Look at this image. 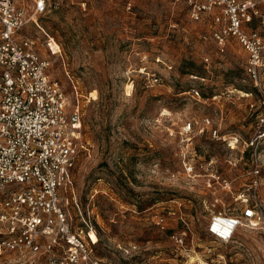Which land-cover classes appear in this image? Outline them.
I'll return each mask as SVG.
<instances>
[{
    "label": "rangeland",
    "instance_id": "1",
    "mask_svg": "<svg viewBox=\"0 0 264 264\" xmlns=\"http://www.w3.org/2000/svg\"><path fill=\"white\" fill-rule=\"evenodd\" d=\"M252 1L264 12V0ZM211 26L192 21L184 1L49 0L19 33L79 115L80 152L61 198L110 264H264V53L252 65L233 37L214 44ZM245 30L264 41L262 19ZM241 198L259 220L215 240L212 215H240ZM3 264L46 261L13 253Z\"/></svg>",
    "mask_w": 264,
    "mask_h": 264
},
{
    "label": "built area",
    "instance_id": "2",
    "mask_svg": "<svg viewBox=\"0 0 264 264\" xmlns=\"http://www.w3.org/2000/svg\"><path fill=\"white\" fill-rule=\"evenodd\" d=\"M48 1L34 0L26 8L16 0H0V264L13 253L43 257L46 264H110L95 253L90 233L84 239L73 228L61 198L80 152L79 115L69 113L62 85L47 74L51 62L39 56L31 38L19 34L28 24L37 25ZM171 1H184L192 21L210 18L214 44L224 45L233 37L252 65L259 62L264 41L256 31L245 30L255 17L264 21L255 1ZM190 96L199 93L194 89ZM190 129L189 124L185 130ZM241 200L240 215H212L206 230L215 240L229 243L245 221L259 220V211ZM163 222L158 216L157 223ZM170 239L183 244L181 234L174 232Z\"/></svg>",
    "mask_w": 264,
    "mask_h": 264
}]
</instances>
